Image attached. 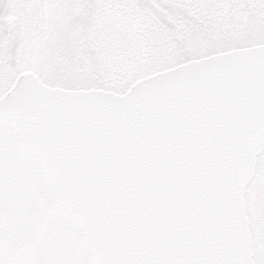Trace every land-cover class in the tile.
<instances>
[{"label":"snow or ice","instance_id":"1","mask_svg":"<svg viewBox=\"0 0 264 264\" xmlns=\"http://www.w3.org/2000/svg\"><path fill=\"white\" fill-rule=\"evenodd\" d=\"M0 264H264V0H0Z\"/></svg>","mask_w":264,"mask_h":264}]
</instances>
